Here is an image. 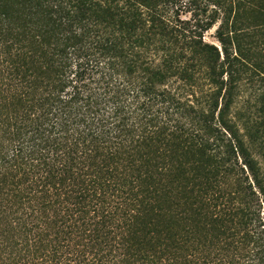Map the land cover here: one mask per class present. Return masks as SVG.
Masks as SVG:
<instances>
[{"label":"trees","instance_id":"trees-1","mask_svg":"<svg viewBox=\"0 0 264 264\" xmlns=\"http://www.w3.org/2000/svg\"><path fill=\"white\" fill-rule=\"evenodd\" d=\"M181 4L0 0V264H264L245 1Z\"/></svg>","mask_w":264,"mask_h":264},{"label":"rangeland","instance_id":"rangeland-1","mask_svg":"<svg viewBox=\"0 0 264 264\" xmlns=\"http://www.w3.org/2000/svg\"><path fill=\"white\" fill-rule=\"evenodd\" d=\"M182 1V4L177 5L178 10L176 11V14L179 15L180 20H188L190 17L196 13H198V9L203 10L202 7L203 5L208 6V11L213 10L215 8L214 6H217L218 8L222 9V4L228 5V0H179ZM245 5L243 7L241 17L242 25L244 28H248V30H253L251 31V36L243 40L241 43H239V47L242 49L243 45L248 48V46L251 48L250 55L252 56V62L255 64L254 66L257 69H262L264 70V51L261 44H264V35L261 36L259 33H264V0H244ZM191 3V7L188 8V6H183L184 3ZM218 4V5H217ZM199 14L200 11H199ZM201 16H199L200 18ZM216 23L210 29L209 31L205 32L203 35V40L205 43L213 45L215 48H217L219 54H220V61L223 60V54H222V49L220 43L216 39V29L218 25L220 24V21L222 20L223 15L222 13L219 14V16L216 17ZM260 31V32H259ZM258 39V40H257ZM260 40V41H259ZM257 41L258 43L256 45L253 44V42ZM227 42L226 41V45ZM231 44L230 46L227 45L226 48H229V53H236V48L234 45V40H230ZM248 50V49H247ZM207 87H203V90H207ZM244 93L241 95V105L244 104L249 97H253V100L255 101V98H258L259 101L262 97H264V85L262 83L258 82H253L248 84V86H245L243 89ZM263 101V98L262 100ZM256 105L259 107L260 104L256 103ZM246 106V105H245ZM257 106L255 108H250V112L252 114H256ZM254 158H257L256 156ZM260 162V161H259Z\"/></svg>","mask_w":264,"mask_h":264}]
</instances>
